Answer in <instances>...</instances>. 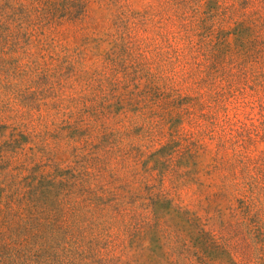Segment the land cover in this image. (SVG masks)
<instances>
[{"label":"rangeland","instance_id":"rangeland-1","mask_svg":"<svg viewBox=\"0 0 264 264\" xmlns=\"http://www.w3.org/2000/svg\"><path fill=\"white\" fill-rule=\"evenodd\" d=\"M0 264H264V0H0Z\"/></svg>","mask_w":264,"mask_h":264},{"label":"trees","instance_id":"trees-1","mask_svg":"<svg viewBox=\"0 0 264 264\" xmlns=\"http://www.w3.org/2000/svg\"><path fill=\"white\" fill-rule=\"evenodd\" d=\"M243 26H244V19L235 23V25L233 26L235 28H232L233 39H236V37H238L239 29L240 27Z\"/></svg>","mask_w":264,"mask_h":264}]
</instances>
